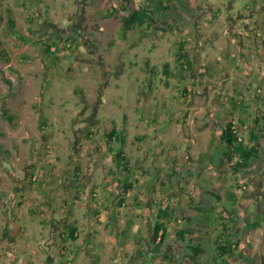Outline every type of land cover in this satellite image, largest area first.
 Instances as JSON below:
<instances>
[{
	"label": "rangeland",
	"instance_id": "374dc122",
	"mask_svg": "<svg viewBox=\"0 0 264 264\" xmlns=\"http://www.w3.org/2000/svg\"><path fill=\"white\" fill-rule=\"evenodd\" d=\"M118 1L0 0V48L9 57L8 63L0 58V264H62L67 256L61 258V252L70 256L68 264H150L151 254L141 255H147L155 212L166 205L178 217L163 246L170 248V261L158 256L153 264L192 263V253L176 240L180 228L191 229L185 238L203 245L197 259L207 261L219 226L205 224L210 215L200 209L213 220L225 208L236 209L232 233L257 223L241 239L243 257L230 263L246 264L247 257L249 264H264V144L260 159L234 175L220 140L230 121L248 140L255 108H264L259 28L264 27V0H180L181 6L173 0L169 13L180 15L177 31L134 30L125 42L118 37L123 13L102 15ZM131 6L142 8L144 0ZM8 11L25 42L8 33ZM243 23L248 34L241 38ZM66 33L78 35L77 50L44 56L43 46L36 44ZM252 35L258 36L256 54ZM181 41L193 62L186 81L175 69ZM22 54L29 56L25 62ZM165 63L174 75L163 74ZM8 66L19 71L20 82ZM2 77L11 81L12 92ZM255 95L260 103H253ZM3 102L14 116L12 125L1 117ZM237 103L246 104L249 113L234 108ZM41 113L47 123L42 130ZM112 121L124 132L133 175L121 174L107 151L103 136ZM76 163L82 175L74 191L70 180ZM31 173L36 179L28 186ZM133 178L137 182H131L125 205L118 207L116 181ZM92 186L97 187L95 202L88 193ZM61 208L62 215L71 212L80 220V239L67 243L68 252L58 236L67 223L54 217ZM88 217L94 222L93 257L84 253Z\"/></svg>",
	"mask_w": 264,
	"mask_h": 264
},
{
	"label": "trees",
	"instance_id": "16d2710c",
	"mask_svg": "<svg viewBox=\"0 0 264 264\" xmlns=\"http://www.w3.org/2000/svg\"><path fill=\"white\" fill-rule=\"evenodd\" d=\"M132 1L133 0H119L118 6L108 9L104 14H102L105 18H109L119 13L120 11L123 13L121 17V26L118 29V37L121 41H127L128 33L134 30H137L140 34H145L149 29H154V31L161 33L175 32L178 30L180 15L176 13H169V4L172 3L173 0H144V6L139 9H134L131 6ZM177 1L181 6L182 2L180 0ZM7 13L8 15L6 20V27L8 33L12 38H16L20 42H25V35L20 33L16 29L15 21L10 16V11H8ZM173 15L177 16L174 17ZM167 19H171V22H167ZM38 31L39 30H35V33H39ZM183 43L184 42L182 41L179 42L174 61L175 69L178 72V75L180 76L182 81H186V78L193 68V62L189 58ZM36 44H40L43 46L42 52L44 56L46 54L54 56L55 52H59L60 49L69 51L71 50V48H74V50H77V48L79 47V39L77 34L66 33L64 35H55L50 43H46L40 39L36 41ZM59 44H62L61 48ZM1 46L2 44L0 43V47ZM28 57L29 56L24 54L20 55L21 62H25ZM0 58L6 63L9 62V57L3 50V48H0ZM7 70L14 74L19 82L22 80V76L17 69H14L12 66H8ZM162 72L165 76L174 75V73L170 69L169 63H165L163 65ZM2 82L5 84L9 92L13 91L14 88L12 87V83L9 79H7L6 77H2ZM41 89H43V87ZM186 92L187 90L183 87L182 93L184 94V96L187 95ZM246 106V104L242 103L233 105L234 108H242V114L249 113L247 112ZM34 107L36 108V105ZM1 117L8 121L10 125H12L14 116L9 114V109L5 107V102H3V105H1ZM40 119L41 121L39 123V127L42 130L43 126H46L47 124L45 122L46 118L42 115V113L40 115ZM244 120L248 121V119H240V122L244 123ZM111 123L112 126L104 133L103 137L106 140L107 151L110 153L112 163L121 174L126 173L127 175H133L132 168L129 164L130 162H128L126 153L123 148L125 138L124 132L121 131V129L120 131H118V128L116 127L114 121H112ZM237 128H239L238 123L230 121L223 127L220 135V140L225 144V146L228 147H225L224 156L226 157V161L230 164V170L234 175H239L243 171H247L248 167H250V165L255 162V160H257L258 158L260 159L259 151L262 149L261 144H264L262 142L264 140V115L253 116V118L250 120L248 140H245L244 138L239 136ZM141 138L143 139L144 135L134 137V139L138 141ZM232 154L234 155V158L232 157ZM30 167H32V165ZM30 175L31 177L29 181L26 182L28 186H32L35 183L36 179L34 178L32 173ZM81 175V166L76 163L72 168L70 180V184L72 186L71 188H77ZM167 177L171 178V173H169ZM131 182H137L136 178H133L132 180L127 179L123 182H120L119 180L118 182L116 181L115 187H117L116 189H118V192L115 200L118 207L125 205L126 196L128 194V191L131 189ZM236 186L239 189L242 188L239 182ZM88 193L93 202H95V198L97 196V187L92 186ZM189 201L192 200L190 199ZM90 205L88 206V208H90ZM136 209L137 208H135L134 210L136 211ZM200 212H203V214L206 215H210L211 217V213L209 214V211H206L205 209H200ZM92 213L95 214V216L97 214L95 211H93ZM175 213V210H172V208L167 205L158 207L155 212L154 227L151 237L148 238L147 250H145V253L147 255H141L142 258L147 257L149 256V254H151L149 258L152 259V263L150 264H153V259L158 256H162L164 261H170V248L163 249V246L168 234L169 225L171 223H177L178 217L177 215H175ZM235 214L236 209L225 208V210H222L219 213L216 219L212 220V218L210 219L209 217L208 220H205V224L213 223L214 225L219 226V232L217 233L213 241V253L211 252L209 259L204 263H201L197 259L199 254L204 250L203 245L194 243L193 239L191 238H189V241L185 238L186 235H190L191 229L180 228L175 231L176 240L179 242H184L186 251L188 250L192 253L191 258L193 260L191 264H231L230 262H234L238 258L243 257V251L242 249H239V246L240 244H244L245 242H241V239H243V237L245 236L244 232H246L248 228L252 229L253 227L257 226V223L255 222L247 228H244V231L237 229L235 233H232L231 229L234 224L233 218ZM187 220H189V218H187ZM111 226V231L117 236L118 228L116 226V223H112ZM198 226V230L201 231L203 225L198 224ZM76 231L77 229L75 227L70 226L69 228H66L62 235H60L59 238L63 243V245L61 246L62 251L68 252L69 249L67 243L69 241L75 242L77 240V236L75 235ZM60 256L63 259H65L66 256L68 257L65 252H61ZM245 259L247 262L246 264H249V258L246 257Z\"/></svg>",
	"mask_w": 264,
	"mask_h": 264
},
{
	"label": "crops",
	"instance_id": "0c3cea01",
	"mask_svg": "<svg viewBox=\"0 0 264 264\" xmlns=\"http://www.w3.org/2000/svg\"><path fill=\"white\" fill-rule=\"evenodd\" d=\"M73 190L76 191L75 189H73ZM85 205H87V204H85ZM70 208H71V206H70ZM62 212H63V209L61 208L59 210H56V213L54 214V217L55 216L59 217L58 220H56V223H59V222H62L63 224L64 223H67L66 226H64V230L63 231H60L59 232L60 234L58 233V236L62 235V233H64V231L66 230V228H69L70 226H73V227H75L77 229V231L75 233V235L77 236V240H78V238L80 239V237H79L80 236V230H79V227L77 226L79 224V221L80 220L77 217H72L73 213L71 214V212L68 213L69 216H67V217H66V215H62L61 214ZM63 217H65V218L63 219ZM72 219H74L73 222H72ZM86 220H87V230H90V229L91 230L89 232H85L83 234V237H84V240L83 241H84V243L86 244V246L88 248V249H85L84 250V253H85V255L89 254L90 257H93V254H94L95 251H93L92 246L89 244V242H91V240H92L91 238H92V230L94 228L93 227L94 226V222L89 217ZM54 224L55 223H52L51 224V227H55ZM13 241H14V239H13ZM70 259H71L70 256H68L67 259H66V261L64 263H62V264H68L69 261H70ZM48 263L49 264H60V263L55 262V261L54 262H50V260H49Z\"/></svg>",
	"mask_w": 264,
	"mask_h": 264
},
{
	"label": "flooded vegetation",
	"instance_id": "af4514ba",
	"mask_svg": "<svg viewBox=\"0 0 264 264\" xmlns=\"http://www.w3.org/2000/svg\"><path fill=\"white\" fill-rule=\"evenodd\" d=\"M244 22V21H243ZM242 26H243V30H242V34H240V36H241V38H242V35H244L245 33H247L248 34V32H246V31H248V29H246V25H245V23H243L242 24ZM259 28H262L261 29V31L260 32H263V34H264V27H259ZM253 37H252V42H251V45L254 47V45L257 43V41H258V36H256V35H252ZM239 39H240V37H239ZM253 47H251V49H253V52L256 54V52H257V50L259 51L260 50V47H259V45L258 46H255L254 48ZM227 53V50H225V54ZM94 56V55H93ZM96 59V58H95ZM95 61H97V59L95 60ZM261 97L259 96V95H255V98H254V101L255 102H253L254 104L255 103H260L261 101H258L259 99H260ZM264 98V93H263V95H262V99ZM256 110H255V116L257 115V116H259V115H264V108L262 109V108H260V107H256L255 108ZM257 111H260L261 112V114H259Z\"/></svg>",
	"mask_w": 264,
	"mask_h": 264
}]
</instances>
